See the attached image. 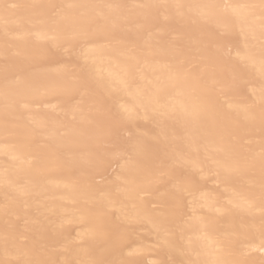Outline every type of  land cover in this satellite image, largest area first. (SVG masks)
<instances>
[{"label": "bare ground", "instance_id": "bare-ground-1", "mask_svg": "<svg viewBox=\"0 0 264 264\" xmlns=\"http://www.w3.org/2000/svg\"><path fill=\"white\" fill-rule=\"evenodd\" d=\"M0 264H264V0H0Z\"/></svg>", "mask_w": 264, "mask_h": 264}, {"label": "rangeland", "instance_id": "rangeland-1", "mask_svg": "<svg viewBox=\"0 0 264 264\" xmlns=\"http://www.w3.org/2000/svg\"><path fill=\"white\" fill-rule=\"evenodd\" d=\"M107 117H108V116H107ZM106 123H107V125H108V124L111 123V122L107 120ZM105 172H106V171H105ZM101 173H102V172H101ZM101 173H99L98 175H101Z\"/></svg>", "mask_w": 264, "mask_h": 264}]
</instances>
